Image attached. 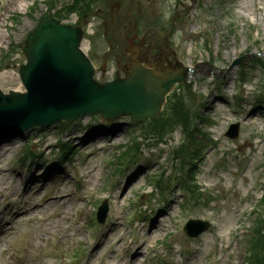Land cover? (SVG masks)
<instances>
[{"label":"rangeland","instance_id":"obj_1","mask_svg":"<svg viewBox=\"0 0 264 264\" xmlns=\"http://www.w3.org/2000/svg\"><path fill=\"white\" fill-rule=\"evenodd\" d=\"M36 1L40 2V7L32 19L26 14L30 13ZM45 1L0 0V65L2 56L9 51L11 43L16 45L23 43L27 34L37 25L38 19L47 12ZM198 3L200 4L198 7L189 9L191 0H134L133 2L132 0H111L108 11L106 6L99 5L97 16H86L82 25L88 33H93V35H87L88 40L94 37L98 43L96 47L103 49L107 47V43L102 41L101 34L107 32L110 36L116 26L126 18L129 10L133 9V12L124 24L126 28L121 27L117 32V35L121 37L135 33V26L141 32H146L148 27L143 25L145 16L146 18L160 16L167 23L180 4L181 14L189 10L188 16H184L178 25L177 43L180 44V52L181 42L190 37L197 41L196 45H198L193 56L197 55L202 61L215 62L219 70H227L231 62L239 56L237 48L244 50L245 54L247 51L259 54L264 60V0H224L223 2L198 0ZM118 4L121 6L119 15L117 14ZM13 15H20L23 18L19 23H13L11 21ZM248 15L254 16L259 22L261 39L257 43H254L251 38L253 28L249 27ZM102 16H105L103 21H101ZM73 20L77 21L78 18L73 16L69 22ZM105 23L107 28L104 27ZM188 48L189 45H186L184 53L181 52L184 58L182 60L187 63L190 62ZM93 49L91 44L90 55ZM24 62L25 57L21 54V50L11 55L9 62L4 66V71L0 74L2 76L0 89L4 92L20 90L18 71ZM257 65L253 64L252 69L246 71V88L239 84L240 71L238 73L236 68L227 71L225 82L218 88L222 92L220 97L215 95L213 79H205V72L197 77L192 75L189 79L193 85L192 91L195 94L193 99H196V105L202 95L209 104L206 116L213 121V124H209L204 130L207 138L213 139V143L206 149L196 176L198 185L204 191L202 205L191 206L193 210H189L190 207L187 208V206L183 208L184 193L178 188H172L171 193L166 194L168 198L166 204H162L163 197L159 193L153 194V199L149 202L151 207L145 215L147 222L130 221L128 213L130 207L133 212L135 210L129 201L134 196L128 195L124 205L120 199L127 179L132 180L140 174L139 179L131 187L136 183L146 187L151 176H160L164 170L168 176H171L174 172L171 153L175 146L182 142L180 130L171 137L170 142L167 143L168 146L157 147L156 140H153L151 143L153 146H146L139 156L141 161L137 166L124 175V178L120 177L122 179L113 181L112 170L109 166L105 167L104 161L112 162L116 149L129 141V136L135 129L130 126L131 122L128 118H121L122 120L117 122L118 125L110 130L105 129L110 126H107L101 118H86L81 125H73L63 130V137L67 134L71 136L73 132L80 137L79 145L76 146L77 150L70 158L64 160L63 173L67 178L63 180V183L62 180L49 183L46 193L40 197L26 195L22 187V178H20L22 188L20 194L24 197L20 195V197H10L9 201L13 203L19 197V205L24 207L21 213H24L19 218L21 222L0 234V264H120L118 256L125 254L124 242L127 239L131 241L133 237L137 238H135L136 246H147L135 252L137 264H242L245 258L243 241L251 227V211L258 207L264 188V135L261 134L262 131L264 132V111L252 107V102L256 99V97L253 98L254 95L259 90L262 91L264 85L260 82L259 77L262 72ZM234 92H238V96L244 101L238 109L245 111L243 121L237 119L231 108L237 109L236 102H233L236 97ZM232 120L245 126L243 136L238 141H230L225 137L226 126ZM88 124H92L95 130L103 131L104 139L101 142L85 141L87 134L84 135V129ZM116 129L118 133L112 137V132ZM57 132L58 129L54 128L42 135L46 141L53 144L56 141ZM33 139L36 141V138ZM84 142L86 143L83 145ZM105 145L107 150H101ZM18 146L20 147L17 145L15 151L6 155L3 170L6 171L12 163L11 157L17 160L20 158ZM45 147L47 145L38 149L42 153L45 152ZM49 150L46 148V151ZM35 170L36 168L31 171V176L34 175ZM97 174L101 177L96 179L93 175L97 176ZM8 177L12 178V183ZM14 178L8 173L0 175V212L7 213V204L4 199L7 189L14 186L16 182ZM35 188L36 186L33 187ZM75 188L77 191L72 193L69 204L65 207L49 205L32 214L29 211L31 206L26 205L43 201L46 196H54L58 192L70 194ZM151 190L153 192L154 187L146 189V192ZM88 193H93L91 199L96 200V207L100 205L98 202L102 198L111 195L112 197L109 198L111 203L113 200L115 202L114 205L112 204V215L115 212L122 214V229L118 231L116 229L111 234H109L113 219L111 214L104 227L94 225L99 230L93 228L92 234L95 235L92 240L95 242L99 238V245L101 243L94 252L89 251L91 243L85 228L79 229L82 234H78L77 229L70 225L74 216H69L71 208L87 206L85 198ZM144 200L140 198L142 203L145 202ZM60 210H65L63 220L56 218V213ZM51 215L53 217L49 221H43V218ZM85 217L89 223L94 224V215L86 213ZM189 219L204 220L212 223L213 227L201 238L190 239L184 233V225ZM158 222L161 227L156 230L154 226ZM86 225L87 223H84L83 227ZM113 237L116 240H113ZM151 237L154 241L149 243ZM82 240L89 245L88 249ZM133 248L134 246L131 250ZM143 252L146 253L141 255ZM74 256H78L79 261H74Z\"/></svg>","mask_w":264,"mask_h":264},{"label":"water","instance_id":"obj_2","mask_svg":"<svg viewBox=\"0 0 264 264\" xmlns=\"http://www.w3.org/2000/svg\"><path fill=\"white\" fill-rule=\"evenodd\" d=\"M81 37L80 29L62 26L57 20L41 24L29 35L24 49L28 64L20 72L28 94L2 96L0 93V110L10 116L13 129L42 121H74L94 113L117 117L128 111L139 123L159 115L170 86L154 96L147 87L146 77L135 72L133 84L143 91L140 95L129 89V82L116 81L111 84V90H101L91 81L79 50ZM124 91H130V98ZM235 129L233 137L238 133Z\"/></svg>","mask_w":264,"mask_h":264},{"label":"trees","instance_id":"obj_3","mask_svg":"<svg viewBox=\"0 0 264 264\" xmlns=\"http://www.w3.org/2000/svg\"><path fill=\"white\" fill-rule=\"evenodd\" d=\"M258 226L257 233L259 235L252 240L247 264H264V220Z\"/></svg>","mask_w":264,"mask_h":264},{"label":"bare ground","instance_id":"obj_4","mask_svg":"<svg viewBox=\"0 0 264 264\" xmlns=\"http://www.w3.org/2000/svg\"><path fill=\"white\" fill-rule=\"evenodd\" d=\"M85 46H88V44H87V42L85 43ZM0 78H2V76H0ZM97 136V135H96ZM13 143H15V141L14 142H10L9 144H6L5 146V148L4 147H1V149H0V156L4 153V151H5V149L7 148V147H9V148H13L14 147V144ZM54 175V173H49V174H47L46 176H45V178H44V181H47V180H49L52 176ZM38 179H42V176L41 175H39L38 176ZM0 184H1V182H0ZM18 193H19V189L16 187V189H15V191H14V196H16V195H18ZM123 198V197H122ZM69 204V202L68 201H66L65 199H62V200H60L59 202H58V204H57V206H61V205H63V206H67ZM159 227H161V225L160 224H156L155 226H154V229H158ZM154 241V238L153 237H151L150 239H149V243L150 242H153ZM144 247H146L147 248V246L146 245H142L140 248H139V250L141 251ZM133 260H135V262L133 261L131 264H137V261H136V257L134 256V258H133Z\"/></svg>","mask_w":264,"mask_h":264}]
</instances>
